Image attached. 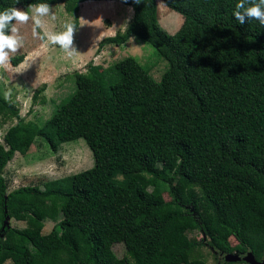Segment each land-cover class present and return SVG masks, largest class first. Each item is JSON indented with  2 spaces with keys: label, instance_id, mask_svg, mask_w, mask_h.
Segmentation results:
<instances>
[{
  "label": "trees",
  "instance_id": "trees-1",
  "mask_svg": "<svg viewBox=\"0 0 264 264\" xmlns=\"http://www.w3.org/2000/svg\"><path fill=\"white\" fill-rule=\"evenodd\" d=\"M85 1L0 0V11L64 2L78 28ZM119 1L134 15L100 48L135 37L168 68L158 81L134 56L107 67L90 62L43 124L26 121L0 93V115L18 119L0 141V264H210L203 247L215 264H249L218 260L234 252L264 260V25H241L233 16L239 0H162L184 18L173 34L159 21V0ZM37 138L55 152L84 138L94 166L8 192L7 165ZM57 212L60 229L44 233ZM121 242L118 257L113 245Z\"/></svg>",
  "mask_w": 264,
  "mask_h": 264
},
{
  "label": "rangeland",
  "instance_id": "rangeland-1",
  "mask_svg": "<svg viewBox=\"0 0 264 264\" xmlns=\"http://www.w3.org/2000/svg\"><path fill=\"white\" fill-rule=\"evenodd\" d=\"M107 2L109 1H94L79 5V9L89 4L96 7L94 16L89 20L85 17L80 27L76 29L74 46L79 53L73 58H68L58 45L46 43L39 38V35L34 36V25L31 20L26 24L16 25L19 35L23 38V45L17 52L10 53L9 62L5 67L0 68V93L7 95V99L17 104L20 115L26 121L32 120L43 124L50 118L60 103L69 99L76 91L75 72L86 71L90 62L107 67L124 57L134 56L146 68H151V74L156 80H161L168 68V62L151 44L132 37L120 46L108 44L100 48L99 43L103 38L116 35L126 29L133 11V8L131 9L129 5L122 2L120 4L115 1ZM50 6L55 19H52L51 15L43 18L47 31L62 32L65 23H73L76 20L77 15L67 11L64 2ZM158 6L160 23L174 34L182 26L183 16L170 9L162 0L158 1ZM18 9L30 12L29 8L19 7ZM128 11L130 13H127ZM40 31L37 29L38 33ZM21 55L24 56V60L15 65L12 59ZM36 93L39 96L34 102ZM17 121V118H3L0 115L1 142H4L6 131ZM94 163L93 152L84 138L62 143L57 152L51 149L49 142L43 138H37L26 154L17 152L7 165L5 176L9 183L8 192L25 185L43 186L47 181L91 168ZM161 189L165 198L170 200L168 184L162 183ZM62 220V213L57 212L56 219L46 220L43 232H51L55 225H58L57 228L60 229ZM11 224L21 228L26 227L24 221L19 222L15 219H11ZM192 236L206 241L205 235L200 231H196ZM230 242L233 246L238 243L235 237H231ZM113 250L118 257H123L126 253V246L123 242L116 243L113 245ZM203 253L210 264L217 262L209 247H203ZM223 257V255H218V260L224 259ZM6 264L13 263L7 261Z\"/></svg>",
  "mask_w": 264,
  "mask_h": 264
},
{
  "label": "clouds",
  "instance_id": "clouds-1",
  "mask_svg": "<svg viewBox=\"0 0 264 264\" xmlns=\"http://www.w3.org/2000/svg\"><path fill=\"white\" fill-rule=\"evenodd\" d=\"M135 2L140 4L141 0H135ZM29 9L31 14L29 11L16 7L0 11V68L5 67L9 62V54L17 52L23 45V38L19 35L16 25L26 24L29 20L34 25V36L39 35V38L46 43L58 45L68 58H73L79 53L74 46V35L77 28L73 23H65L62 32L52 33L46 30L43 19L50 15L52 19H55V14L51 12V6L47 3H39L30 5ZM233 16L241 25L250 20H256L264 25V0H239ZM37 29L41 31L38 33ZM11 219L9 223L12 226Z\"/></svg>",
  "mask_w": 264,
  "mask_h": 264
},
{
  "label": "water",
  "instance_id": "water-1",
  "mask_svg": "<svg viewBox=\"0 0 264 264\" xmlns=\"http://www.w3.org/2000/svg\"><path fill=\"white\" fill-rule=\"evenodd\" d=\"M10 221V217H7V219L5 220L6 223H9ZM223 258L227 261H231V262H247L249 264H264V260L262 261H258L255 258V255L253 253H245V254H240V253H226L223 254Z\"/></svg>",
  "mask_w": 264,
  "mask_h": 264
},
{
  "label": "crops",
  "instance_id": "crops-1",
  "mask_svg": "<svg viewBox=\"0 0 264 264\" xmlns=\"http://www.w3.org/2000/svg\"><path fill=\"white\" fill-rule=\"evenodd\" d=\"M94 1H101V2H103V1H107V0H94ZM94 1H90V0H88V2H94ZM113 1H115V2H119L118 4H120V2L121 1H119V0H110L109 2H113ZM88 2H83L84 4L85 3H88ZM109 2H107V3H109ZM123 3V2H122ZM98 6H100V5H98ZM123 6H125V5H123ZM95 7L96 6H94L93 7V4H89L87 7H85V8H82V9H79V17H80V19H81V21H80V24H79V27H80V25L82 24V22H83V20L85 19V17H87V19L89 20L90 19V17H93L94 16V12H95ZM120 7V6H119ZM131 9H132V7L131 6H129ZM120 8H122V7H120ZM126 8H127V6H126ZM133 10V9H132ZM112 11V10H111ZM127 13H130V11H128ZM96 16H98V15H96ZM132 17H133V11H132ZM131 17V18H132ZM131 18L129 19V20H131ZM107 37V36H106ZM19 222H22V221H19ZM21 228V227H20Z\"/></svg>",
  "mask_w": 264,
  "mask_h": 264
}]
</instances>
